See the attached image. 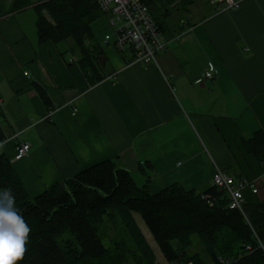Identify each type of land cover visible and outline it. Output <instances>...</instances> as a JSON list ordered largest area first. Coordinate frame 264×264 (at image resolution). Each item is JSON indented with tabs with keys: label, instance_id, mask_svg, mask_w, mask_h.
<instances>
[{
	"label": "crops",
	"instance_id": "0c3cea01",
	"mask_svg": "<svg viewBox=\"0 0 264 264\" xmlns=\"http://www.w3.org/2000/svg\"><path fill=\"white\" fill-rule=\"evenodd\" d=\"M42 1L0 17V152L30 198L111 160L152 192L173 183L203 192L220 169L254 182L258 193L245 190L246 202L264 200V165L243 145L264 133V0H236L234 10L196 0L179 33H160L166 48L156 64L134 63L128 49L98 40L106 77L94 85L76 55L65 56L71 40L64 50L39 43L36 26L27 33L18 19ZM19 142L30 150L13 160Z\"/></svg>",
	"mask_w": 264,
	"mask_h": 264
},
{
	"label": "trees",
	"instance_id": "16d2710c",
	"mask_svg": "<svg viewBox=\"0 0 264 264\" xmlns=\"http://www.w3.org/2000/svg\"><path fill=\"white\" fill-rule=\"evenodd\" d=\"M141 1L166 38L182 30L172 22L169 8L177 0ZM192 2L178 0V10ZM29 5V0H13L5 6L0 0V17ZM33 9L39 43L71 40L69 51L76 55L89 83L106 77L103 48L91 27L105 14L95 0H44ZM32 86L50 107L45 89L36 82ZM5 139L0 119V143ZM243 145L264 165L263 131H255ZM149 167L146 163L138 169L144 173ZM6 188H11L16 207L31 228L27 252L19 264H123L127 255L121 251L126 253L128 246L145 264H154L155 254L134 213L140 215L169 264H264V200L245 201L240 211L228 208L227 194L213 185L199 193L173 183L152 192L148 182L137 185L129 171L111 160L96 163L30 198L0 152V189ZM108 213L124 230L120 242L118 235L112 239L113 248L106 245V234L109 230L118 234V229L104 224L106 234L99 231ZM194 236L204 255L190 252Z\"/></svg>",
	"mask_w": 264,
	"mask_h": 264
},
{
	"label": "built area",
	"instance_id": "2783aa9c",
	"mask_svg": "<svg viewBox=\"0 0 264 264\" xmlns=\"http://www.w3.org/2000/svg\"><path fill=\"white\" fill-rule=\"evenodd\" d=\"M220 10H234L239 7L236 0H207ZM100 11L107 16L112 36L104 35L105 42L112 39L119 51L129 50L132 61L150 65L157 63V54L166 48L158 27L141 0H95ZM214 67L208 64L205 78H213ZM76 110L72 111L75 114ZM30 150L28 143L19 142L15 145L13 160L27 156ZM212 185L225 191L229 198L228 208L243 210L245 203L244 191L249 190L256 195L258 189L254 182L235 179L223 170L216 169L212 175ZM204 197V196H203ZM191 264V263H188Z\"/></svg>",
	"mask_w": 264,
	"mask_h": 264
},
{
	"label": "rangeland",
	"instance_id": "374dc122",
	"mask_svg": "<svg viewBox=\"0 0 264 264\" xmlns=\"http://www.w3.org/2000/svg\"><path fill=\"white\" fill-rule=\"evenodd\" d=\"M13 0H3L5 6H10V4L12 3ZM193 1L192 4L189 3L186 8L184 9H179L178 6V0L175 1L174 3H172L169 8L172 10V22L178 24V26L182 27V22L184 20H187L188 18H190V13H191V8L193 6V4L195 3L196 0H191ZM203 1V0H202ZM175 6V7H173ZM18 19H22L25 29L27 31V33L33 32L34 28H35V21H36V14L35 11L32 7L26 9L25 11H23L21 13V15L18 16ZM91 27L93 29V31L96 34V37L98 40H103L104 35L105 34H109L112 36V29L108 26V20H107V16L106 15H102L100 18H98L97 20H95L92 24ZM62 50L67 48V41H63L59 44H57ZM68 54H66L65 56H67V58H69V56L71 55L68 50V52H66ZM135 215V220L138 224V226L140 227L141 231L143 232L144 236L147 238L154 254H155V263L154 264H169L165 258L162 256V253L160 252L158 246L156 245L150 231L147 229L146 225L144 224V222L142 221L140 215L138 213H134ZM105 218V223H103V225L99 228V231L102 235L106 234L105 233V225L106 227H111V228H117L118 229V234L113 233L112 230H109L106 234V239H105V243L108 247L113 248L114 244L112 242V239L116 237V235H118V240L121 239V233L122 231H124L122 229V225L120 224V222H115L114 219L108 214L103 215ZM105 224V225H104ZM124 237V236H122ZM122 240V239H121ZM119 240V242L121 241ZM193 241H194V246L190 249V252H198L201 255H204L203 253V249L202 246L199 244L198 239L194 236L193 237ZM127 247V246H126ZM121 252H123L124 255H127V261L124 262L123 264H145L141 258L134 254V251L132 249V247L128 246L127 248V252L125 253L124 250H122ZM132 255V256H130ZM130 256V257H129ZM125 257V256H124Z\"/></svg>",
	"mask_w": 264,
	"mask_h": 264
},
{
	"label": "clouds",
	"instance_id": "9594fccd",
	"mask_svg": "<svg viewBox=\"0 0 264 264\" xmlns=\"http://www.w3.org/2000/svg\"><path fill=\"white\" fill-rule=\"evenodd\" d=\"M30 233L11 188L0 189V264H19L27 252Z\"/></svg>",
	"mask_w": 264,
	"mask_h": 264
},
{
	"label": "water",
	"instance_id": "95a60500",
	"mask_svg": "<svg viewBox=\"0 0 264 264\" xmlns=\"http://www.w3.org/2000/svg\"><path fill=\"white\" fill-rule=\"evenodd\" d=\"M101 62L103 63V60H101Z\"/></svg>",
	"mask_w": 264,
	"mask_h": 264
}]
</instances>
